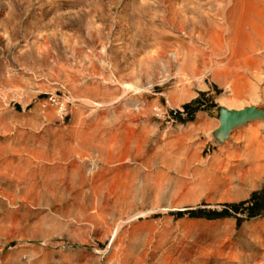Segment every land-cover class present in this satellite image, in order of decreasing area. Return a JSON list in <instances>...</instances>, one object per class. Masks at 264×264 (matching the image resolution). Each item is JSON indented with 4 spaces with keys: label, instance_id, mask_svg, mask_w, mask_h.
<instances>
[{
    "label": "rangeland",
    "instance_id": "obj_1",
    "mask_svg": "<svg viewBox=\"0 0 264 264\" xmlns=\"http://www.w3.org/2000/svg\"><path fill=\"white\" fill-rule=\"evenodd\" d=\"M233 98L264 108V0H0V264H264V215L170 213L264 187Z\"/></svg>",
    "mask_w": 264,
    "mask_h": 264
},
{
    "label": "trees",
    "instance_id": "obj_2",
    "mask_svg": "<svg viewBox=\"0 0 264 264\" xmlns=\"http://www.w3.org/2000/svg\"><path fill=\"white\" fill-rule=\"evenodd\" d=\"M192 103L183 105V110L188 111L189 118L192 117L191 109ZM175 114H181L180 111H175ZM251 198L239 203L226 204L222 210L200 208V207H186L183 209L172 210L170 213L176 217H182L186 214L192 217H205L208 219H215L221 217L232 216L234 213L247 210L248 217H255L264 215V187L260 190L254 191ZM240 220V219H239Z\"/></svg>",
    "mask_w": 264,
    "mask_h": 264
},
{
    "label": "water",
    "instance_id": "obj_3",
    "mask_svg": "<svg viewBox=\"0 0 264 264\" xmlns=\"http://www.w3.org/2000/svg\"><path fill=\"white\" fill-rule=\"evenodd\" d=\"M219 126L212 132L218 142H223L229 137L233 128L244 125L255 119L264 121V108L256 105H246L239 109H228L225 106L218 108Z\"/></svg>",
    "mask_w": 264,
    "mask_h": 264
},
{
    "label": "bare ground",
    "instance_id": "obj_4",
    "mask_svg": "<svg viewBox=\"0 0 264 264\" xmlns=\"http://www.w3.org/2000/svg\"><path fill=\"white\" fill-rule=\"evenodd\" d=\"M224 103H225V107H227L228 109H239V108H241V107H244V106H246V105H244V104H242L240 101H239V99L238 98H233V99H229V100H224ZM250 105H253V104H250ZM219 120V119H218ZM257 120H261V119H255V120H253V121H251V122H254V121H257ZM248 123H250V122H248ZM248 123H246V124H248ZM219 124H220V121H219V123H218V126H219ZM217 126V127H218ZM241 126V125H240ZM240 126H238V127H240ZM216 127V128H217ZM238 127H235V128H233L232 129V131L230 132V134H229V136L233 133V131L236 129V128H238ZM215 128V129H216ZM214 129V130H215ZM213 130V131H214Z\"/></svg>",
    "mask_w": 264,
    "mask_h": 264
}]
</instances>
